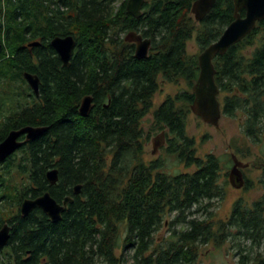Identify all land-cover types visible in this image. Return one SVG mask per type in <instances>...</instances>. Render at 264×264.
Here are the masks:
<instances>
[{
	"label": "trees",
	"instance_id": "trees-1",
	"mask_svg": "<svg viewBox=\"0 0 264 264\" xmlns=\"http://www.w3.org/2000/svg\"><path fill=\"white\" fill-rule=\"evenodd\" d=\"M118 1L0 0V114L6 106L0 143L14 130L47 128L0 161V213L10 212L5 219L0 215V228L11 227L0 264H198L202 245L219 248L229 240L238 264H264V195L251 208L236 201L230 217L217 225L211 222L213 212L203 220L193 217L195 207L207 201V210L225 192L220 159L199 158L187 131L199 76V55H189L187 46L195 39L202 52L216 42L235 19L234 0H216L199 27L192 14L196 0H148L140 18L129 14L128 0L117 7ZM239 13L243 17L245 10ZM131 34L152 41L147 58H135V44L126 40ZM67 36L75 38L76 48L65 67L51 41ZM214 66L224 95L222 114L242 113L245 134L261 140L264 21L218 55ZM25 73L40 79L38 96ZM181 81L188 89L153 109L160 82ZM88 96L93 109L83 117L79 110ZM150 114L149 133L165 132V150L194 172L170 175L162 158L144 162L149 136L143 123ZM54 169L58 182L52 185L47 173ZM260 169L264 185V165ZM13 173L27 183L10 186ZM251 187L247 180L245 188ZM46 192L58 203L73 198L60 221L38 208L27 217L21 214L24 199ZM169 214H175L171 237L155 246L154 235Z\"/></svg>",
	"mask_w": 264,
	"mask_h": 264
},
{
	"label": "rangeland",
	"instance_id": "rangeland-1",
	"mask_svg": "<svg viewBox=\"0 0 264 264\" xmlns=\"http://www.w3.org/2000/svg\"><path fill=\"white\" fill-rule=\"evenodd\" d=\"M125 0H119L117 7H119ZM194 18V16H193ZM3 22V21H2ZM197 27L198 21H195ZM187 52L189 55H200L199 46L195 39L191 40L187 46ZM5 83L2 85L4 86ZM160 89L156 93L153 103L156 109L168 96H175L176 94L187 90L188 86L184 81L179 84L160 82ZM6 99V95H4ZM224 95H219L220 102L223 101ZM31 101V100H29ZM27 100L23 97L21 101L25 104ZM10 105V103H8ZM10 110V108H8ZM0 122L3 121L6 116V106L1 112ZM152 115H148L143 123L144 130L146 131V137L149 136V142L146 145L145 153L143 156L144 162L149 164L155 160L162 158L165 162L164 172L170 175H178L181 173L194 172L195 168L187 169L183 164L179 163L176 156L168 153L165 150L166 143L163 144L157 153H154L153 139L160 136L162 132L157 134L150 132L149 129L152 125ZM245 116L242 113H238L236 117H228L222 114L220 119L219 128L211 126L203 122L202 119L191 113L188 117L187 131L190 137H194L196 140L197 156L205 159L208 155L213 154L221 161V177L220 184L224 187V196L221 199L214 200L213 207L205 210L203 209L207 205V201H203L199 207H195L193 217L197 219H206L210 217V212H213L211 222L217 225L220 221H226L232 212L233 206L236 201L242 199L245 207L251 208L253 203L260 200L264 195V185L261 183L262 172L261 165H264V123L262 124V132L260 134L261 140L250 139L243 130V122ZM150 134V135H148ZM239 150L240 154H237L236 160L238 161V170L245 173V176L253 183L251 189L245 187H239V182H233L230 179V172L233 168V162L231 156L233 151ZM234 154V153H233ZM14 178L9 182L14 186L21 182L27 183L26 177H21L16 173H13ZM20 180V182H19ZM201 211H200V210ZM0 215L5 219L9 217L10 212L7 208L2 209ZM175 214H169L165 217V226L161 228L154 235L155 246L162 245L166 240H169L172 234V228L170 227ZM181 226H177L176 230H179ZM126 235L125 225L120 227L121 239ZM232 241H227L219 248L214 247L213 243H208L200 247V254L198 258V264H238L239 257L236 256L237 249L234 247ZM261 251H264V243L261 246ZM3 252V251H2ZM0 253V263L4 260L3 253ZM121 252H117L118 257ZM131 255V253H130ZM131 262L130 257H128Z\"/></svg>",
	"mask_w": 264,
	"mask_h": 264
},
{
	"label": "water",
	"instance_id": "water-1",
	"mask_svg": "<svg viewBox=\"0 0 264 264\" xmlns=\"http://www.w3.org/2000/svg\"><path fill=\"white\" fill-rule=\"evenodd\" d=\"M147 0H128L127 10L130 15L140 18L143 6ZM216 0H196L193 4L192 14L196 21L200 22L212 10ZM236 13L235 19L223 32L222 36L198 56L199 76L193 86L192 92L195 96L194 103L191 106L193 114L203 120L206 124L219 128L220 119L222 117V106L219 100L220 89L215 80L214 60L218 55H224L232 46L242 42L257 27L258 23L264 21V0H234ZM245 10L242 17L239 11ZM128 42L135 44V58L145 59L149 56L152 41L143 39L136 34L128 35ZM40 43H31L30 47L39 46ZM52 48L58 53L63 65L70 66L71 59L76 48V40L73 36L56 37L51 41ZM0 44V51H1ZM25 80L33 90L36 96L39 95L40 79L38 76L25 73ZM93 109V98L86 97L81 106L80 114L87 117ZM47 128L27 126L19 130L11 131L7 137L0 143V161H6L10 156L20 150L26 143L34 141L41 137ZM21 137L25 140L20 141ZM166 143L165 132L153 139L154 153H157L160 147ZM235 159V165L231 175L236 173L238 169V161ZM47 179L55 185L58 182V171L50 170L47 173ZM238 181H244L240 179ZM81 187L77 186L75 192L79 193ZM69 203H73V198L68 197L62 203H58L50 194L44 193L37 199H24L20 206V212L27 217L34 209H41L51 221L58 222L62 219V215L68 207ZM11 227L4 224L0 228V253L8 245L10 240Z\"/></svg>",
	"mask_w": 264,
	"mask_h": 264
},
{
	"label": "flooded vegetation",
	"instance_id": "flooded-vegetation-1",
	"mask_svg": "<svg viewBox=\"0 0 264 264\" xmlns=\"http://www.w3.org/2000/svg\"><path fill=\"white\" fill-rule=\"evenodd\" d=\"M148 1V0H147ZM147 3V2H146ZM145 5V4H144ZM3 6V11L5 12V9H4V6H6L5 5V3L2 5ZM143 8H144V6H143ZM1 9V8H0ZM2 20H3V17H1V14H0V24L2 23ZM1 44V43H0ZM135 48H136V46H135ZM1 51H2V48H1ZM1 51H0V53H1ZM25 140V137H21L20 138V141H24ZM27 144V143H26ZM234 157L236 158V155H234L233 153H232V156H231V158L233 159V168H234V165H235V159H234ZM6 162V161H5ZM233 168L231 169V172H232V170H233ZM231 172H230V179H231V181H235V182H239V187H242V188H244L245 186H246V184H247V180H249L246 176H245V173L244 172H242V171H240V169L238 170H236V173H234V175H231ZM240 179H243L244 181H238V180H240Z\"/></svg>",
	"mask_w": 264,
	"mask_h": 264
}]
</instances>
